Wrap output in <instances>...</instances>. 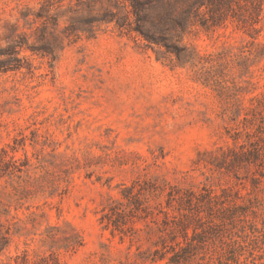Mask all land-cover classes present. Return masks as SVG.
Returning a JSON list of instances; mask_svg holds the SVG:
<instances>
[{"label":"rangeland","instance_id":"rangeland-1","mask_svg":"<svg viewBox=\"0 0 264 264\" xmlns=\"http://www.w3.org/2000/svg\"><path fill=\"white\" fill-rule=\"evenodd\" d=\"M132 8L0 0V264H264V0Z\"/></svg>","mask_w":264,"mask_h":264},{"label":"trees","instance_id":"trees-1","mask_svg":"<svg viewBox=\"0 0 264 264\" xmlns=\"http://www.w3.org/2000/svg\"><path fill=\"white\" fill-rule=\"evenodd\" d=\"M129 1L132 8V12L136 15V25L132 29H135L141 33L148 41L161 43L169 38V34H176L184 32L187 24H195L198 21L204 27H211L221 24L226 19V12L224 5L231 3L234 0H182L180 8L176 7V4L181 0H168L167 8L158 12L155 16L151 17L149 10L154 7L152 0H125ZM261 2V0H258ZM163 6H166L162 3ZM206 6L207 12L202 13L201 8ZM209 13V14H207ZM208 16H207V15ZM120 27H125L129 22V13L125 15L122 20H118ZM178 36V34H177ZM16 49L13 48L12 52ZM2 63V64H1ZM4 61H0V70L7 69L4 67Z\"/></svg>","mask_w":264,"mask_h":264}]
</instances>
